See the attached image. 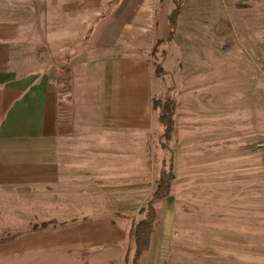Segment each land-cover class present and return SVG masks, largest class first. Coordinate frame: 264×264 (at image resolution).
Listing matches in <instances>:
<instances>
[{
	"label": "crops",
	"instance_id": "obj_1",
	"mask_svg": "<svg viewBox=\"0 0 264 264\" xmlns=\"http://www.w3.org/2000/svg\"><path fill=\"white\" fill-rule=\"evenodd\" d=\"M198 1L207 6L210 2L195 0L196 8ZM243 3L228 0L225 6L232 12L226 14L220 39L228 49L229 25L234 23L243 37L255 42L252 48L259 76L253 78L254 99L260 105L264 35L256 13H261V3L249 12L250 6ZM172 5L173 0L63 1L64 17L86 14L82 36L80 27L72 34L63 29V40L84 41L68 64V96L60 91L56 73L18 49L20 19H0V200L11 190L40 193L44 201L37 206L49 222L46 229L16 237L13 244L18 250L64 248L76 256L68 261L72 264H114L112 255L118 253L126 264L132 217L145 205L160 169L157 148H161L155 135L159 125L151 106L157 76L148 55L157 40L169 37L167 16ZM251 18L257 24L254 30L245 27L246 19ZM175 38L169 40V48ZM195 87L198 85H190ZM190 101V124L199 119L208 125L212 114L206 111L204 117L198 116L196 100L190 96ZM63 103L70 104L67 137L59 132ZM252 117L253 126L249 124L248 130L239 124L240 140L260 156L261 110ZM207 127L198 141L190 134L191 146L214 143ZM173 198L170 195L157 204L158 225L139 264H168L176 212Z\"/></svg>",
	"mask_w": 264,
	"mask_h": 264
},
{
	"label": "rangeland",
	"instance_id": "obj_2",
	"mask_svg": "<svg viewBox=\"0 0 264 264\" xmlns=\"http://www.w3.org/2000/svg\"><path fill=\"white\" fill-rule=\"evenodd\" d=\"M63 1L68 0H0V19H20L22 39L18 49L56 73L60 91L68 96V64L84 41L63 40V29L72 34L80 27L82 36L86 14L64 17ZM177 1L180 15L175 43L171 42V48L169 41L161 43L156 50L152 47L148 55L154 66L161 61V52H166L162 63L166 73L163 80L157 77L153 92L164 96L168 91L176 103L177 132L168 143L170 150L163 152L157 148L159 168L162 158L168 161L170 153L173 155L171 195L176 212L168 264H264V86L259 105L254 99L253 85V78L259 76L252 48L255 42L243 37L240 27L231 23L229 48L222 43L223 21L232 12V8L225 6L228 0L226 4L223 0H209L208 6L198 1L197 8L195 0ZM234 1L246 2V8L251 9L248 12L257 10V2L261 3V13L256 16H260L264 35V0ZM253 1H257L256 5ZM246 20L245 27L254 30V19ZM190 85L198 87L191 89ZM190 96L197 102L198 116L204 117L206 111L212 114L208 125L199 119L190 124ZM69 107L70 104H61L59 132L63 137L71 131ZM260 110L263 133L259 156L258 150L253 151L248 142L240 140L243 136L239 124L248 130L249 124L253 126V112ZM206 126L214 143L207 147L204 143L191 146L190 134L198 141L204 137ZM159 133L160 127L155 135ZM40 195L29 189L4 194L6 198L0 200V238L30 234L33 225L45 222L46 217L37 206L44 201ZM112 256L114 264H123L121 254ZM75 257L64 248L21 251L15 248L13 240L0 243V264H72L68 261Z\"/></svg>",
	"mask_w": 264,
	"mask_h": 264
},
{
	"label": "trees",
	"instance_id": "obj_3",
	"mask_svg": "<svg viewBox=\"0 0 264 264\" xmlns=\"http://www.w3.org/2000/svg\"><path fill=\"white\" fill-rule=\"evenodd\" d=\"M179 15L180 3L177 0H173V8L167 16L170 27L169 37L164 40H157L153 45V49L156 50L159 44L168 42L172 38L175 33ZM160 55L162 59L158 63L154 64V73L157 77L163 80V76L166 71L163 68L162 63L166 52L163 50ZM151 106L156 113L157 122L160 127V133L158 136L160 148L163 152H169L170 148L168 143L174 137L176 132V103L172 96L168 94V91H166L164 96L153 97ZM173 177V155L170 153L168 161L164 158L161 159V167L159 169L158 177L145 205L137 211V217H132L127 233L129 243L125 258L126 264H139L141 254L148 249L150 236L158 225L159 211L157 204L162 199L171 195ZM48 223L49 222H43L40 225H33L31 230L36 231L46 229L49 227ZM19 235L21 234L16 233L1 237L0 243L12 241Z\"/></svg>",
	"mask_w": 264,
	"mask_h": 264
}]
</instances>
